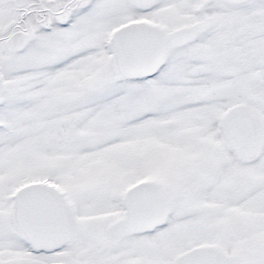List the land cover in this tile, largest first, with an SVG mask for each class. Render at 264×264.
I'll return each instance as SVG.
<instances>
[{
  "label": "snow or ice",
  "instance_id": "6c2138e0",
  "mask_svg": "<svg viewBox=\"0 0 264 264\" xmlns=\"http://www.w3.org/2000/svg\"><path fill=\"white\" fill-rule=\"evenodd\" d=\"M0 264H264V0H0Z\"/></svg>",
  "mask_w": 264,
  "mask_h": 264
}]
</instances>
